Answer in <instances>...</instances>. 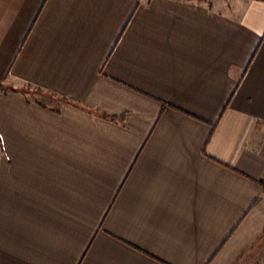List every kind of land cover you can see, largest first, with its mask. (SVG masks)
Returning <instances> with one entry per match:
<instances>
[{
	"label": "crops",
	"instance_id": "1",
	"mask_svg": "<svg viewBox=\"0 0 264 264\" xmlns=\"http://www.w3.org/2000/svg\"><path fill=\"white\" fill-rule=\"evenodd\" d=\"M0 264H264V0H0Z\"/></svg>",
	"mask_w": 264,
	"mask_h": 264
},
{
	"label": "trees",
	"instance_id": "2",
	"mask_svg": "<svg viewBox=\"0 0 264 264\" xmlns=\"http://www.w3.org/2000/svg\"><path fill=\"white\" fill-rule=\"evenodd\" d=\"M0 88H1V84H0Z\"/></svg>",
	"mask_w": 264,
	"mask_h": 264
}]
</instances>
